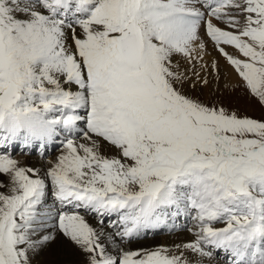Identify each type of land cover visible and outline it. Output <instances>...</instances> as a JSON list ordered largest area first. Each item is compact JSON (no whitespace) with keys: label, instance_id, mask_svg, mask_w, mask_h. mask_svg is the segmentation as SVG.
I'll use <instances>...</instances> for the list:
<instances>
[{"label":"snow or ice","instance_id":"obj_1","mask_svg":"<svg viewBox=\"0 0 264 264\" xmlns=\"http://www.w3.org/2000/svg\"><path fill=\"white\" fill-rule=\"evenodd\" d=\"M220 59L264 109V0H0V149L63 131L43 175L0 152V264L58 236L84 264H264V115L183 90ZM181 215L193 240L127 246Z\"/></svg>","mask_w":264,"mask_h":264},{"label":"bare ground","instance_id":"obj_2","mask_svg":"<svg viewBox=\"0 0 264 264\" xmlns=\"http://www.w3.org/2000/svg\"><path fill=\"white\" fill-rule=\"evenodd\" d=\"M221 27H224V25H221ZM201 35L203 36V29H201ZM205 40L207 42V51H208V55L205 57V60L207 61V60L219 58L218 53L213 51L212 42H210L206 37ZM228 51L232 52L233 49L229 47ZM219 63H220L219 78L214 79L213 83L209 84L207 88L202 89L199 86H197L196 88L198 89V91L200 90L199 92L202 93L204 97H207L209 94H212L215 91L221 90L223 85L230 86L233 84L236 85V83L241 82L240 78L237 76L235 71L230 67H228L223 59H220ZM215 76L216 73L213 72L212 77L215 78ZM192 91L194 90L189 88V90H187L186 93H191ZM79 126L83 128L85 127V124L82 125L81 122H79ZM17 148H18V144L17 143L13 144L11 147L12 153L14 152V149L16 150ZM52 157L54 162L57 157V154H55ZM36 160L37 157L33 153L32 154L29 153L24 166H30L36 168L37 166ZM49 166H50L49 163L41 167L38 166L39 169L41 170V175H43L44 170H46V168ZM0 178L5 179L6 181L4 182L7 183L8 181L7 176L0 175ZM48 199H51L50 189H49ZM91 222L93 226L94 225L97 226L94 218L93 221L91 220ZM180 226L176 227L175 230L179 229ZM162 228H165V225L160 227L154 233H150L149 235H151V238L148 239L143 238L142 240L134 241L133 243L127 246L133 249L135 248L150 249L158 245H166L169 248H171L174 244L182 243L184 241H191L194 239V237L191 236V233H188L186 231L180 233L174 232L168 235L162 234V236L158 237V235L162 231ZM218 252L220 253V251ZM84 260H85L84 255L74 245L65 242V239L62 236H58L54 242L50 243L42 252H40L39 256L35 257L34 264H84ZM206 264H221V262H216L214 259H212L211 261H206Z\"/></svg>","mask_w":264,"mask_h":264},{"label":"rangeland","instance_id":"obj_3","mask_svg":"<svg viewBox=\"0 0 264 264\" xmlns=\"http://www.w3.org/2000/svg\"><path fill=\"white\" fill-rule=\"evenodd\" d=\"M189 88H190L189 84H185L183 86V90L185 91V93L187 90H189ZM199 91L198 89H195L191 93H186V94L198 95L201 99L205 101H210V102L219 101L221 104H223L225 107L229 109H238L240 113L247 114L256 118H260L262 115H264V109H262L261 106L255 100L249 98L245 94L241 86V82L236 83V85L235 84L230 86L223 85L221 90L215 91L212 94H209L207 97H204L202 93H200ZM13 157H15L14 159L16 160H19V162H22L24 158L21 152L14 153ZM37 163H45V160H41L37 158ZM218 226L221 227L223 225L218 224ZM65 242L70 244V242L67 241L66 239ZM218 256L221 257V259L224 261L225 264L224 253Z\"/></svg>","mask_w":264,"mask_h":264}]
</instances>
